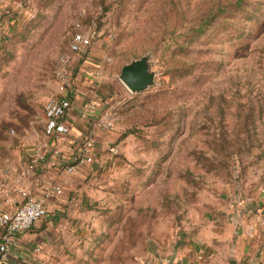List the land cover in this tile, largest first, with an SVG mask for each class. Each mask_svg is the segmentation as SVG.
Here are the masks:
<instances>
[{
  "label": "rangeland",
  "instance_id": "rangeland-1",
  "mask_svg": "<svg viewBox=\"0 0 264 264\" xmlns=\"http://www.w3.org/2000/svg\"><path fill=\"white\" fill-rule=\"evenodd\" d=\"M146 55L155 85L133 94L121 69ZM78 96L112 144L41 264L192 258L234 237L239 203L264 206V0H0V169L44 152L47 102Z\"/></svg>",
  "mask_w": 264,
  "mask_h": 264
},
{
  "label": "crops",
  "instance_id": "crops-1",
  "mask_svg": "<svg viewBox=\"0 0 264 264\" xmlns=\"http://www.w3.org/2000/svg\"><path fill=\"white\" fill-rule=\"evenodd\" d=\"M80 103V96H78L69 112V120L73 123V129L68 137L59 141L46 136L45 141L48 145L44 151V164L40 166L33 177L24 179L19 175L23 169L22 166L20 168L9 166L14 172L9 182L0 190V202L4 203L5 206L21 201L17 189L25 188L35 194H41L47 188L64 180H67V184L62 196H54L47 203L46 229L40 233L30 231L22 234L20 246L3 264H41L36 247L41 246L42 251L40 253L42 254L46 249L48 252L49 246L52 244L51 240L53 239L55 242L51 235L61 236L65 226L63 223H79L85 217L84 212L88 209L84 205L83 191L89 192V187L86 184L89 182L87 179L92 170L91 165L78 167L71 176L67 175L65 166L73 154L78 151L84 139L89 136L95 144V162L105 158L104 152L112 144L113 132L110 131L112 128L107 130L97 128V124L93 121L97 115L90 114L96 111L94 106H88L86 111L83 110L84 108ZM23 166H26V163ZM3 171L4 169L1 168L0 174ZM85 187L87 188L85 189ZM238 205L243 208L237 211V215L233 216L231 224L235 226L234 229L236 230L234 237L231 239L222 237L220 238L221 242L214 244L213 250H206L209 256L207 264H234L232 261H237V264H260L264 260L263 203H239ZM56 223H60V225L57 227ZM63 232L69 234L68 231ZM40 240L42 241L40 242ZM193 254L190 255L193 257Z\"/></svg>",
  "mask_w": 264,
  "mask_h": 264
},
{
  "label": "built area",
  "instance_id": "built-area-1",
  "mask_svg": "<svg viewBox=\"0 0 264 264\" xmlns=\"http://www.w3.org/2000/svg\"><path fill=\"white\" fill-rule=\"evenodd\" d=\"M94 40V34L77 33L74 35L70 44L72 54L80 53L88 49ZM71 59L67 55L62 60L63 70L61 75L67 80L66 67ZM70 86V85H69ZM70 98H52L45 106V131L46 135L56 140L62 141L71 134L73 123L69 120V112L72 108ZM104 129H110V122L99 124ZM95 144L93 139L86 137L79 147L78 151L73 154L65 166L68 176L73 175L78 167L83 165H93ZM45 155L42 150H37L26 167L19 174L22 178L29 179L33 177L40 166L44 164ZM18 173V171H15ZM11 171H3L0 174V190L9 182L12 177ZM67 180L54 184L47 188L41 194H35L25 188L17 189L21 201L17 204L6 205L0 202V264L6 262L10 255L20 246V236L30 232L41 220L47 217V203L54 196H62L65 191ZM41 246L36 247V252H41ZM209 256L206 249H199L192 258H179L174 255H165L159 258L157 264H207ZM264 264V260L260 263Z\"/></svg>",
  "mask_w": 264,
  "mask_h": 264
},
{
  "label": "water",
  "instance_id": "water-1",
  "mask_svg": "<svg viewBox=\"0 0 264 264\" xmlns=\"http://www.w3.org/2000/svg\"><path fill=\"white\" fill-rule=\"evenodd\" d=\"M156 73L152 69L150 56L132 60L121 69L119 79L133 94L149 90L155 85Z\"/></svg>",
  "mask_w": 264,
  "mask_h": 264
}]
</instances>
